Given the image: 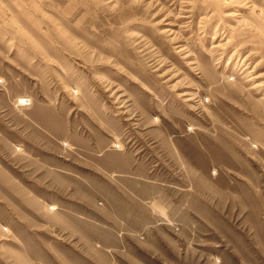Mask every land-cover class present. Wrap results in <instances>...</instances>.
Returning <instances> with one entry per match:
<instances>
[{"label": "rangeland", "instance_id": "374dc122", "mask_svg": "<svg viewBox=\"0 0 264 264\" xmlns=\"http://www.w3.org/2000/svg\"><path fill=\"white\" fill-rule=\"evenodd\" d=\"M0 264H264V0H0Z\"/></svg>", "mask_w": 264, "mask_h": 264}, {"label": "bare ground", "instance_id": "6f19581e", "mask_svg": "<svg viewBox=\"0 0 264 264\" xmlns=\"http://www.w3.org/2000/svg\"><path fill=\"white\" fill-rule=\"evenodd\" d=\"M24 106H26V103L24 102V103H22Z\"/></svg>", "mask_w": 264, "mask_h": 264}]
</instances>
